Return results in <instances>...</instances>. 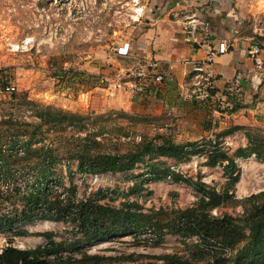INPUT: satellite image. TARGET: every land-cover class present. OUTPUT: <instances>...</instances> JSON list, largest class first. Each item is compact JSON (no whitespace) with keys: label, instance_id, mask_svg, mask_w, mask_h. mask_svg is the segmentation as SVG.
Returning <instances> with one entry per match:
<instances>
[{"label":"rangeland","instance_id":"rangeland-1","mask_svg":"<svg viewBox=\"0 0 264 264\" xmlns=\"http://www.w3.org/2000/svg\"><path fill=\"white\" fill-rule=\"evenodd\" d=\"M151 2L0 0V121L10 118L13 121L17 118L19 121L27 120L31 122L30 132L38 131L37 128L41 126L38 132H42L43 137L48 136L43 144L51 143L61 158L73 152L75 141L80 139L81 142V139L91 135L97 136L100 151L114 153H125L135 144L162 135L159 127L172 125L169 118L110 109L97 112L92 110L87 97L81 101L78 97L82 90L105 86L106 77L97 80L98 67L108 63L120 44L130 41L146 27L144 13L151 9ZM141 8L145 10L139 14ZM103 80L105 82L102 83ZM7 88H15V91L6 92ZM70 96L71 99L66 100ZM30 101L35 102L34 107L27 105L26 102ZM40 107H49L53 113L63 110L77 113L90 120L82 123L85 129L82 131L67 125L66 121L64 126L67 131L61 134L62 131L49 130L51 124L35 114ZM218 127L214 135L196 141L184 138L183 133L174 126H171L170 135L179 145L197 142L201 148L207 141L215 143L219 140V145L231 156H235L239 149H245L247 156H235L236 183H231V176L225 173L226 161L215 167L208 165L207 151L193 155L187 161L147 156L132 171L104 175L81 173L77 162L68 164L62 161L53 171L54 175L46 186L49 199L59 194L66 197L67 191L75 188L78 200L93 199L117 210L132 208L136 214H152L161 220V226H157L159 230L149 224L144 226L142 232L117 234L106 240L87 242L72 222L36 219L13 230H0V252L7 246L21 251L49 246V239L40 235L49 233L58 244H63L57 248L60 249L58 254L47 257L51 260L50 264H162L165 255L193 259L199 255L192 248L198 238L175 235L166 225L176 219L180 212L196 208L205 196L192 186L175 183L170 178L148 181L151 176L148 172L153 167L159 170L169 168L185 178L204 182L210 189L220 192L229 189L231 198L209 211V214L214 217L231 215L244 218L249 197L264 191V124L248 126L217 138L234 126L219 124ZM220 127L223 129L220 130ZM5 137L3 134L2 140ZM5 144L4 147L11 146L7 141ZM41 145L32 144L30 148L33 150ZM25 151L20 149L18 152L24 156L23 162L34 161L36 156L31 154L35 153ZM28 165L25 171L19 168L17 170L21 172L16 173L19 179L16 184L22 192L31 190L30 187L33 191L38 190L37 181H33L38 172L31 171L33 163ZM3 186L6 189V183ZM20 197L23 195L0 204V209L6 212L23 209L25 202ZM20 230L26 231L27 235H18ZM230 253L225 250L224 255L229 257ZM198 264H205V261L201 260Z\"/></svg>","mask_w":264,"mask_h":264},{"label":"trees","instance_id":"trees-1","mask_svg":"<svg viewBox=\"0 0 264 264\" xmlns=\"http://www.w3.org/2000/svg\"><path fill=\"white\" fill-rule=\"evenodd\" d=\"M26 103L31 107L35 105L32 101ZM35 114L42 121L51 124L49 130L62 131L61 134L67 131L64 126L67 122V125H73L76 130L82 131L85 130L82 123L86 119L90 120L86 116L64 110L53 113L49 107H40L36 109ZM13 120L10 118V120L0 121L2 129L0 133V184L2 185L0 186V204L18 199L20 195H23L20 198L25 202V206L21 210L15 208L8 212L0 209V230H13L36 219L72 222L78 229V233L82 234L87 242H91L106 240L117 234L142 232L145 230L144 226L147 227L149 224L154 228L161 226V220L152 214L148 216L136 214L132 212V208L127 211L117 210L112 206L99 204L93 199L78 200L75 188L69 189L66 197L59 194L49 199L46 186L54 175L53 171L62 161L68 164L77 162L78 171L81 173L104 175L109 172L132 171L147 156L187 161L193 155L207 151L205 154L209 158L208 165L215 167L226 161L225 173L231 176V183H236L238 174L234 175L237 169L235 156L248 155L245 149H239L235 156H231L219 145L221 144L219 140L215 143L207 141L204 148H201L197 142L186 145L175 144L171 138L163 135H156L152 140L135 144L125 153L104 152L100 151L101 144L97 141V136L91 135L92 138L86 137L81 139V142L80 139L75 141L73 152L61 158V154L56 153L51 143L43 144L48 136L43 137L44 134L38 132L41 131V126L37 128L38 131L30 132L31 122L19 121L18 118ZM242 129L244 128H230L216 137L226 136ZM3 134L6 135L5 140H2ZM156 140L161 142L158 143ZM6 141L11 144L10 147H4ZM36 143H42V145L31 150V145ZM20 149L35 153L31 154L36 156L34 161H31L34 164L33 167L31 166V171L38 172L33 178V181H37L38 184L37 191H33L30 187L31 190L26 189L22 192L21 188L17 187L16 183L19 179L16 173L21 172L17 169L24 168L22 170L25 171L26 167H29L28 164H31L29 160L23 162L24 156L18 154ZM148 174L151 175L148 181L170 178L175 183L192 186L205 196L196 208L180 212L176 219L166 225V228L175 235L185 238L197 237L198 241L192 244V248L199 255L193 259L165 255L162 257V264H198L201 260L205 261V264H264V191L247 198L250 202L249 206H246L244 218H234L231 215L214 217L209 214V211L220 207L224 201L231 198L229 189L224 192L210 189L204 182L195 181L191 177L185 178L169 168L159 170L153 167ZM4 183H6V189H4ZM17 234L24 236L27 232L20 230ZM40 235L49 239V246H40L29 251H21L13 246L4 247L0 252V264H50L51 260L47 257L58 254L60 249L57 248L63 244H58L49 233ZM225 250L231 251L229 257L224 255ZM42 257L45 258L42 259Z\"/></svg>","mask_w":264,"mask_h":264},{"label":"crops","instance_id":"crops-1","mask_svg":"<svg viewBox=\"0 0 264 264\" xmlns=\"http://www.w3.org/2000/svg\"><path fill=\"white\" fill-rule=\"evenodd\" d=\"M151 1V9L144 13L146 27L120 44L126 54L115 52L107 64L98 67L96 77L98 81L106 77L110 82L142 60L155 59L166 75L161 89L151 84L142 95L125 90L112 95L109 83H105L104 87L82 90L79 101L87 97L97 112L110 109L169 118L172 125L163 124L159 130L171 139V126L184 138L196 141L214 135L219 124L244 129L264 124V78L248 55V50L259 44L264 59V0ZM194 14L208 34L199 46L188 41L181 25L186 16ZM224 40L231 48L213 64L216 99L220 101L211 106L188 96L192 89L190 61L203 58Z\"/></svg>","mask_w":264,"mask_h":264},{"label":"built area","instance_id":"built-area-1","mask_svg":"<svg viewBox=\"0 0 264 264\" xmlns=\"http://www.w3.org/2000/svg\"><path fill=\"white\" fill-rule=\"evenodd\" d=\"M145 8H141L139 14L142 13ZM182 27L187 36L188 41L194 46L202 44L203 40L208 39V34L204 30V24L198 16L190 15L186 16L182 20ZM231 48L228 41H222L216 48L206 52L203 58H195L190 61L192 71L190 72V79L192 89L189 92V97L200 102H204L208 105H215L219 103V99H216L215 92V72L214 66L215 60L227 53ZM117 53L125 55L123 48H117ZM263 47L259 44L252 46L248 50L249 57L253 60L255 67L260 73L261 78H264V59L262 58ZM170 69L171 66H169ZM166 79L165 71L161 67L159 61L155 59H145L139 62L137 65L129 68L126 72L119 75L116 79L107 81L108 88L111 90V94L114 95L116 91H128L131 94H144L151 84L156 85L161 89V85ZM241 77H237L239 81ZM105 80L102 81V83ZM13 92L15 88H7L6 92ZM5 91H3L4 93Z\"/></svg>","mask_w":264,"mask_h":264},{"label":"bare ground","instance_id":"bare-ground-1","mask_svg":"<svg viewBox=\"0 0 264 264\" xmlns=\"http://www.w3.org/2000/svg\"><path fill=\"white\" fill-rule=\"evenodd\" d=\"M243 181H244V178L242 179L241 184H242ZM241 184H240V185H241Z\"/></svg>","mask_w":264,"mask_h":264}]
</instances>
